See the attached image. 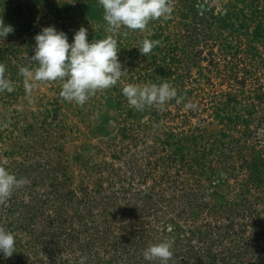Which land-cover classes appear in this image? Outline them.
Wrapping results in <instances>:
<instances>
[{
  "label": "rangeland",
  "instance_id": "obj_1",
  "mask_svg": "<svg viewBox=\"0 0 264 264\" xmlns=\"http://www.w3.org/2000/svg\"><path fill=\"white\" fill-rule=\"evenodd\" d=\"M171 3L144 30L111 33L99 0H0L14 82L0 92V166L25 180L0 201L15 234L0 264H160L143 252L163 241L168 264H264V0ZM50 25L69 43L81 26L89 42L113 35L118 82L83 105L59 80L26 90L19 70ZM145 38L160 42L148 56ZM163 82L177 90L163 106L122 93Z\"/></svg>",
  "mask_w": 264,
  "mask_h": 264
},
{
  "label": "clouds",
  "instance_id": "obj_2",
  "mask_svg": "<svg viewBox=\"0 0 264 264\" xmlns=\"http://www.w3.org/2000/svg\"><path fill=\"white\" fill-rule=\"evenodd\" d=\"M104 9L108 31L117 32L122 26L131 30H144L150 20L166 17L173 11L171 0H99ZM13 28L0 18V40H4ZM34 55L30 58L36 65L22 67L24 87L31 90L34 82L61 81L60 95L67 101L83 105L97 90L115 85L126 69L118 58V41L113 35L103 39L88 40V29L81 26L69 43L68 35L54 25L45 27L35 37ZM160 42L145 38L138 48L148 56ZM6 66L0 62V92L14 91V82L5 75ZM129 105L137 110L146 106H163L177 97V90L168 82L157 84H127L122 89ZM179 102V101H178ZM186 108L193 105L188 103ZM5 167L0 166V201L9 198L13 190L24 184ZM15 252V234L0 227V254L11 256ZM147 261L158 259L168 264L173 255L171 245L163 241L149 245L143 252ZM86 258H81L84 264Z\"/></svg>",
  "mask_w": 264,
  "mask_h": 264
},
{
  "label": "trees",
  "instance_id": "obj_3",
  "mask_svg": "<svg viewBox=\"0 0 264 264\" xmlns=\"http://www.w3.org/2000/svg\"><path fill=\"white\" fill-rule=\"evenodd\" d=\"M247 208H248V207H247V205H246V206H245V210H247ZM85 249H86V250H89V246L86 245V246H85ZM87 254L90 255V254H91V251H87ZM75 261H77L76 258H75ZM27 264H33V263H32V261L28 260Z\"/></svg>",
  "mask_w": 264,
  "mask_h": 264
}]
</instances>
